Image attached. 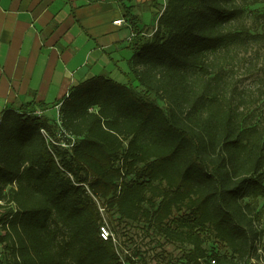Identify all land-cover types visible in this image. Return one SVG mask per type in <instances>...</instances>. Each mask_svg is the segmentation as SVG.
Here are the masks:
<instances>
[{
  "label": "trees",
  "instance_id": "1",
  "mask_svg": "<svg viewBox=\"0 0 264 264\" xmlns=\"http://www.w3.org/2000/svg\"><path fill=\"white\" fill-rule=\"evenodd\" d=\"M124 9L133 81L81 82L57 120L35 100L2 113L0 264H122L101 209L185 264H264V88L238 77L264 34L241 0H166L152 31Z\"/></svg>",
  "mask_w": 264,
  "mask_h": 264
},
{
  "label": "crops",
  "instance_id": "2",
  "mask_svg": "<svg viewBox=\"0 0 264 264\" xmlns=\"http://www.w3.org/2000/svg\"><path fill=\"white\" fill-rule=\"evenodd\" d=\"M154 1L0 0V121L5 110L33 100L48 105L39 112L57 120L52 106L95 76L133 81L124 6L143 17L158 12Z\"/></svg>",
  "mask_w": 264,
  "mask_h": 264
},
{
  "label": "rangeland",
  "instance_id": "3",
  "mask_svg": "<svg viewBox=\"0 0 264 264\" xmlns=\"http://www.w3.org/2000/svg\"><path fill=\"white\" fill-rule=\"evenodd\" d=\"M161 1V4L158 3ZM155 9L159 12L165 5L166 0H155ZM244 5V22L252 33L264 34V0H241ZM146 10V8H142ZM157 12V13H158ZM157 13L153 11H146L143 14V25H148L147 28L152 31L156 23ZM252 54L247 55L245 61L238 71V77L241 85L251 88L253 95H257L258 88H264V54L258 57L255 64V58ZM255 65V74H252L247 69ZM164 106L163 103H160ZM51 118L55 117V113L49 114ZM260 223L259 228L264 234V200L259 202ZM104 218L107 224L115 235V238L121 242L119 248L120 254L125 256L127 252H131L136 258H139L138 264H185L186 261L183 255L190 249V247L182 246L180 244H167L164 240L156 238L150 234H145L141 228L136 225L123 224L120 228L115 227L108 220L106 213ZM208 252L220 250L213 243L205 244ZM3 248L0 246V257L3 258ZM128 256V255H127Z\"/></svg>",
  "mask_w": 264,
  "mask_h": 264
},
{
  "label": "built area",
  "instance_id": "4",
  "mask_svg": "<svg viewBox=\"0 0 264 264\" xmlns=\"http://www.w3.org/2000/svg\"><path fill=\"white\" fill-rule=\"evenodd\" d=\"M124 23L125 22L123 20H118L115 22V24H117V25H123ZM37 115L42 116V113L37 112ZM101 212L103 214L104 210L101 209ZM103 216H104V214H103ZM0 234H1V228H0ZM100 237L104 241H110L111 240L114 242V245L117 248L119 255L121 256L122 264H138L139 258H136L134 255H132V253L130 251L127 252V254L125 256H122L120 254L119 248L122 247L121 242L115 238V235L112 232V230L110 229L109 225L107 224L106 219L103 220V224L100 226ZM126 256L129 257V260L125 259ZM212 264H214V262H212Z\"/></svg>",
  "mask_w": 264,
  "mask_h": 264
}]
</instances>
